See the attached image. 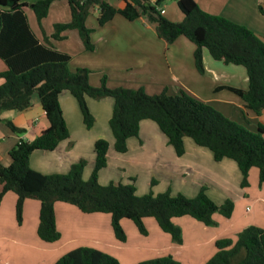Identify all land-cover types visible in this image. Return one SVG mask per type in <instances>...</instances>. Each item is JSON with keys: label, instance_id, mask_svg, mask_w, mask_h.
Returning <instances> with one entry per match:
<instances>
[{"label": "trees", "instance_id": "trees-1", "mask_svg": "<svg viewBox=\"0 0 264 264\" xmlns=\"http://www.w3.org/2000/svg\"><path fill=\"white\" fill-rule=\"evenodd\" d=\"M59 0H38L25 4L23 0H0V59L6 70L0 72V116L4 111H23L31 105L34 95L40 100L48 127L34 140H19L9 151L11 164L0 163V203L3 196L16 195L15 218L22 223L24 202L27 199L40 203L37 236L45 243L60 239L56 229L54 204L62 202L73 205L82 213H105L111 216L115 239L125 242L126 235L121 220H131L141 235H146L144 219L152 218L159 228L170 235L172 242L180 245V228L173 219L189 216L205 226L215 224L214 214L228 218L233 203L226 200L215 203L201 188L195 197L172 195L170 190L154 194L151 190L137 195L132 183L110 182L102 186L98 172L106 167L108 142L98 139L94 143L95 162L87 180L82 179L86 162L72 164L66 174H42L30 167V156L35 151H53L60 142L68 139L59 95L67 91L76 100L86 129L94 125L86 99H113L112 115L108 125L114 138L113 149L118 154L127 151V141L138 136L139 124L144 120L154 122L177 156L184 154V139L188 138L201 148L207 149L215 162L233 161L241 174V187L248 186L250 169L258 171V181L264 184V126L255 132L224 117L210 105L181 92L168 95L162 92L148 95L143 90L106 86L103 77L98 87L91 86L90 71L68 69L70 56L56 50L46 35L40 40L31 30L24 9L29 8L41 28L51 4ZM70 10L67 23L53 25L55 41L64 38L63 33L76 30L86 51H93L91 29L85 25L87 17L98 9L97 22L103 26L114 16L128 21L145 18L155 25L158 38L172 44L185 37L195 45L194 60L198 72L203 73L202 50L206 49L215 61L241 66L248 78L246 90L224 86L238 96L247 110L255 115L264 111V42L254 33L223 17L202 11L194 0H119L122 8H116L105 0H66ZM174 1L183 16L182 21L166 19L161 8ZM264 16V7H259ZM1 120V118H0ZM7 127L21 136L24 130L12 122ZM152 185H154L152 183ZM216 252L205 264H264V229L249 226L237 234L235 240L228 238L215 242ZM54 264H119L112 256L93 248L80 247L69 251ZM137 264H180L172 256L142 261Z\"/></svg>", "mask_w": 264, "mask_h": 264}, {"label": "crops", "instance_id": "crops-1", "mask_svg": "<svg viewBox=\"0 0 264 264\" xmlns=\"http://www.w3.org/2000/svg\"><path fill=\"white\" fill-rule=\"evenodd\" d=\"M36 1L23 0L27 5ZM155 1L150 0L151 3ZM194 1L202 11L245 27L264 42V16L259 11L260 6L264 7V0ZM115 4L116 8L123 7L119 0H115ZM95 9L98 15V9ZM24 11L27 16L31 10L25 8ZM55 11V21L44 27L43 21ZM162 14L166 18L168 9H163ZM173 16V19L169 17L168 20L180 22L183 19L179 10ZM69 20L68 3L59 0L51 4L41 28L36 24L38 32L32 29L29 19L28 23L40 40L44 33L56 50L70 56L68 69L71 72L79 68L89 70L88 81L91 86L98 87L105 77L106 86L110 89H141L148 95L166 92L172 96L184 92L213 108L217 105L220 110L226 109L231 118L241 116L243 124H249L252 132L257 130L259 124L264 126V111L255 115L245 108L238 96L220 89L228 86L246 90L248 78L243 67L215 61L203 49L204 72L200 73L195 66L196 47L192 42L179 37L172 44H167L157 36L147 37L155 25L143 17L128 21L116 15L103 26L98 25L96 18V22L88 27L92 30L90 38L94 45L93 51L85 50L76 30L65 31L60 41L51 39L53 25ZM5 70L6 66L0 59V72ZM171 89L175 94L170 93L173 92ZM86 103L95 120L89 130L84 126L74 97L67 91L59 95L69 137L53 151L32 153L30 167L34 171L47 175L66 174L72 164L87 159L90 163L82 173V179L87 180L95 162L94 143L104 139L109 147L106 167L98 172L100 185L105 186L110 182L132 183L136 186L137 195L147 194L150 190L154 194L170 190L172 195L182 194L189 198L195 197L201 188H205L206 194L215 203L231 201L232 214L228 218L214 214L215 224L212 226H205L189 216L173 219V224L181 230L180 245L173 243L170 235L164 233L152 218L144 219L145 236L139 233L131 220L123 219L120 224L126 241L118 242L112 231L109 214L82 213L73 205L56 202L54 217L60 239L45 243L36 233L40 203L32 199L24 202L22 223L19 225L15 218L16 195L8 192L0 203V264H54L64 254L80 247L106 253L119 264H137L167 255L180 264H205L215 254L217 240H235L237 234L249 226L264 229V184L259 183L256 168L250 169L248 186L243 188L240 185V171L233 161L215 162L207 149L196 146L188 138L184 139V154L179 157L157 125L149 120L140 122L138 136L128 139L127 151L118 154L113 149L114 138L108 125L113 99L87 98ZM0 118V163L7 167L11 164L9 151L15 144L21 139L34 140L48 127V122L37 95L32 97L28 108L23 111H4ZM5 121L12 122L24 133L16 135ZM139 186L143 190H139Z\"/></svg>", "mask_w": 264, "mask_h": 264}, {"label": "rangeland", "instance_id": "rangeland-1", "mask_svg": "<svg viewBox=\"0 0 264 264\" xmlns=\"http://www.w3.org/2000/svg\"><path fill=\"white\" fill-rule=\"evenodd\" d=\"M105 1H107V2H110V3H114V5L116 6V4H115V0H105ZM150 1V0H149ZM161 8H163V9H168V15L166 16V18L168 19L169 17L171 18V19H173V17H175V16H173L174 15V12H175V14H177V12H178V8H177V5H176V3L174 2V1H168V2H166L165 3V5H163ZM94 10V9H93ZM91 11V13H90V15L87 17L88 19H87V24H86V27L88 28L89 26H90V24L91 23H95L96 22V18H97V14H96V9H95V11ZM56 14H57V11H55V12H52L50 15H49V17L47 18V19H45L44 21H43V25H44V27H47L48 26V24H51L53 21H55V17H56ZM27 16H28V19H29V23L31 24V27H32V29H34L36 32H38L37 31V23H36V20H35V17H34V15L31 13V11H29L28 13H27ZM170 20V19H169ZM88 29H90V28H88ZM149 36H157L156 35V31H155V27L153 26V31H151V33L149 32V33H147V37H149ZM152 57L154 56L152 53L150 54ZM172 90V89H171ZM173 92H170L171 94H175V91L174 90H172ZM172 96V95H171ZM214 107H216V108H214V109H217V111L218 112H220L224 117H226V118H228V119H230L231 121H233V122H235V123H237V124H239V125H241L242 127H244V128H246V129H248L249 130V124H243V122L241 121V120H243L242 118H241V116H239V115H237V116H233V118H231V114L226 110V109H222V110H220L219 108H217V105L215 106L214 105ZM250 131V130H249ZM253 132H255V130L253 131ZM80 160H84L85 162H86V165H85V167H84V170L86 169V167L89 165V160H87V159H80ZM94 166V165H93ZM92 170H93V168H92ZM142 182V181H141ZM136 187V186H135ZM139 190H143V188L141 187V186H139ZM138 190V191H139Z\"/></svg>", "mask_w": 264, "mask_h": 264}, {"label": "built area", "instance_id": "built-area-1", "mask_svg": "<svg viewBox=\"0 0 264 264\" xmlns=\"http://www.w3.org/2000/svg\"><path fill=\"white\" fill-rule=\"evenodd\" d=\"M162 13H163V11H162Z\"/></svg>", "mask_w": 264, "mask_h": 264}]
</instances>
